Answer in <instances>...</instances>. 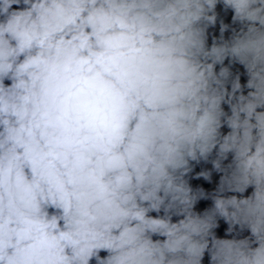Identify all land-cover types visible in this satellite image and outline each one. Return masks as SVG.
I'll return each instance as SVG.
<instances>
[{"label":"clouds","instance_id":"9594fccd","mask_svg":"<svg viewBox=\"0 0 264 264\" xmlns=\"http://www.w3.org/2000/svg\"><path fill=\"white\" fill-rule=\"evenodd\" d=\"M0 264H264V0H0Z\"/></svg>","mask_w":264,"mask_h":264}]
</instances>
